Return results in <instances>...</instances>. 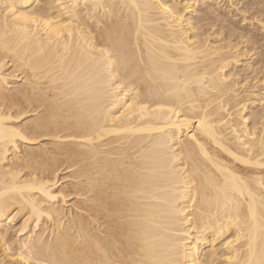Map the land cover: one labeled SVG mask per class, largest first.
Returning a JSON list of instances; mask_svg holds the SVG:
<instances>
[{"label":"bare ground","instance_id":"6f19581e","mask_svg":"<svg viewBox=\"0 0 264 264\" xmlns=\"http://www.w3.org/2000/svg\"><path fill=\"white\" fill-rule=\"evenodd\" d=\"M0 264H264V0H0Z\"/></svg>","mask_w":264,"mask_h":264},{"label":"rangeland","instance_id":"374dc122","mask_svg":"<svg viewBox=\"0 0 264 264\" xmlns=\"http://www.w3.org/2000/svg\"><path fill=\"white\" fill-rule=\"evenodd\" d=\"M239 7H241V5L239 6ZM19 222V221H18ZM17 223V222H16Z\"/></svg>","mask_w":264,"mask_h":264}]
</instances>
